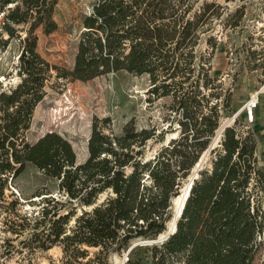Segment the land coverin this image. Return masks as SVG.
Instances as JSON below:
<instances>
[{
  "label": "trees",
  "instance_id": "obj_1",
  "mask_svg": "<svg viewBox=\"0 0 264 264\" xmlns=\"http://www.w3.org/2000/svg\"><path fill=\"white\" fill-rule=\"evenodd\" d=\"M58 1L0 0V51L12 41L22 50L16 71L21 81L0 92V200L27 165L58 191L55 197L36 190L32 197L40 199L32 203L33 216L17 218L15 199L5 207L3 223L15 235L30 230L28 245L46 250L59 244L58 264H111V254L119 255L132 240L156 239L166 230L172 199L221 121L234 115L238 73L225 88L210 63L226 6L219 0H94L79 17L73 65L50 66L54 80L88 81L123 71L145 75L147 101L170 98L174 116L158 132L138 129L130 119L115 133L109 118H94L87 157L77 163L70 142L55 132L26 140L49 82L46 64L34 52L36 30L57 29ZM239 19L231 23L233 29ZM249 56L251 68L264 67V52ZM255 56L262 62L256 64ZM238 125L236 116L208 151L209 165L193 180L175 231L161 243L135 246L124 264H245L260 236L264 170L257 164L254 133ZM167 133L172 135L167 143L146 157L149 142H163Z\"/></svg>",
  "mask_w": 264,
  "mask_h": 264
},
{
  "label": "rangeland",
  "instance_id": "obj_2",
  "mask_svg": "<svg viewBox=\"0 0 264 264\" xmlns=\"http://www.w3.org/2000/svg\"><path fill=\"white\" fill-rule=\"evenodd\" d=\"M219 1L226 6V10L223 22L216 26L221 31V36L210 59L212 75L220 78L226 88L232 76L238 73L232 108L234 114L239 111L238 128L246 130L248 126L254 133L257 164L264 170V82L261 81L264 67L251 68L253 63L249 58L252 51L260 53V56L264 52V0ZM93 2L94 0H59L53 12L57 29L50 34H44L38 28L34 49L38 58L46 64L50 83H47L46 94L33 111L26 140L33 143L44 134L55 132L70 142L77 163L84 162L87 157L86 144L94 118H109V128L115 133L130 119L138 129L155 128L158 132L160 128L166 127L165 119L174 116V112L168 108L170 98L147 101L149 80L145 75L123 71L88 81L54 80L55 72L49 69L50 66L65 69L72 67L79 35V17L90 11ZM240 6H243L241 14H235V10ZM239 15V26L233 29L231 23L238 19ZM21 53L22 50L16 41H12L5 52L0 51V92L21 81L16 72ZM255 57L256 64L262 62V58ZM251 100L256 102V106L252 112V120L249 121L245 105ZM1 107L0 121L4 114ZM232 117L222 121H228L230 125L233 122ZM171 136V133H167L163 142H149L152 144V151L146 150V157H150L166 144ZM221 136L222 133L216 132L211 144L218 145ZM207 156L208 154L201 168L209 165ZM42 189L58 197L56 184L42 177L31 165H27L4 189L0 200V264H58L62 256L59 244H53L46 250L38 248L37 243L28 245L26 241L30 237V230L15 235L8 231L3 223L6 218L4 209L15 199L21 204L16 205L14 209L19 215L17 218L24 215L33 216L31 212L35 207H32V203L38 202L40 198L32 196L36 190ZM171 213L173 216L172 206ZM17 218L12 219L17 222ZM128 248L119 255L111 254L110 263H121ZM93 251L94 249H90L86 259L92 256ZM245 264H264V215L261 218L260 236L249 252Z\"/></svg>",
  "mask_w": 264,
  "mask_h": 264
},
{
  "label": "water",
  "instance_id": "obj_3",
  "mask_svg": "<svg viewBox=\"0 0 264 264\" xmlns=\"http://www.w3.org/2000/svg\"><path fill=\"white\" fill-rule=\"evenodd\" d=\"M239 111H236L235 114L233 115L232 117V121L234 120V118L238 115ZM229 122L228 121H221L220 125H219V128L216 130L217 134H221L223 133V131L225 130L226 127L229 126L228 124ZM214 146L213 144H211L208 149L203 153V155L201 156V158L199 159L198 163H196V165L193 167V169L191 170V173L189 175V177L186 179L185 182H188L189 185L187 186V192H186V196H185V199H184V203L182 205V208H181V211L177 214V215H173L172 216V219H173V225L172 227H169L168 226V222L166 224V230L163 231L161 234H159L156 239H152V240H144L142 238H137V239H134L133 241H131L130 243V247L128 248V250L126 251V254L122 260V262L120 264H124V262L127 260V255L129 253V251L134 248L135 246H150V245H153V244H158V243H161L163 242L164 240H166L176 229V221L177 219L180 217L181 213H182V210L184 208V205H185V201L188 197V194H189V190H190V187L193 183V180L196 179L198 177V171L201 170V164L202 162L204 161L208 151L210 149H212ZM148 152H150L152 150V147L149 146L148 147ZM172 203H173V199H172Z\"/></svg>",
  "mask_w": 264,
  "mask_h": 264
},
{
  "label": "bare ground",
  "instance_id": "obj_4",
  "mask_svg": "<svg viewBox=\"0 0 264 264\" xmlns=\"http://www.w3.org/2000/svg\"><path fill=\"white\" fill-rule=\"evenodd\" d=\"M184 184L185 186L181 187V189L179 190V194L173 199L172 210H173L174 216L177 215L181 211L182 205L184 203V199H185L186 192H187V186L189 185V183L186 182ZM172 225H173V219H170L168 222V226L172 227ZM118 264H120V262Z\"/></svg>",
  "mask_w": 264,
  "mask_h": 264
},
{
  "label": "built area",
  "instance_id": "obj_5",
  "mask_svg": "<svg viewBox=\"0 0 264 264\" xmlns=\"http://www.w3.org/2000/svg\"><path fill=\"white\" fill-rule=\"evenodd\" d=\"M245 106H246V110H247L248 120L251 121L252 120V112L256 106V102L251 100V101L247 102Z\"/></svg>",
  "mask_w": 264,
  "mask_h": 264
}]
</instances>
